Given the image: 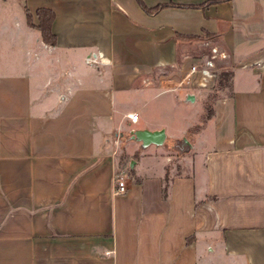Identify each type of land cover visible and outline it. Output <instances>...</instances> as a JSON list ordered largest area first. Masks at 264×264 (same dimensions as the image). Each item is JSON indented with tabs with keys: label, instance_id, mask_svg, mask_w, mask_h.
<instances>
[{
	"label": "crops",
	"instance_id": "1",
	"mask_svg": "<svg viewBox=\"0 0 264 264\" xmlns=\"http://www.w3.org/2000/svg\"><path fill=\"white\" fill-rule=\"evenodd\" d=\"M17 1L22 14H0V264H264V0H143L153 13ZM40 8L55 13L54 45ZM206 43L229 52V85L177 79L192 116L171 135L141 123L167 91L152 73L180 64L185 77ZM139 129L166 139L144 146Z\"/></svg>",
	"mask_w": 264,
	"mask_h": 264
},
{
	"label": "rangeland",
	"instance_id": "2",
	"mask_svg": "<svg viewBox=\"0 0 264 264\" xmlns=\"http://www.w3.org/2000/svg\"><path fill=\"white\" fill-rule=\"evenodd\" d=\"M19 9H20L19 2L17 0H10L8 1L7 4L2 5L0 7V14H11L13 12L14 14H22V6H21V12L19 11ZM204 53H206V49L203 52L199 51L196 57H199ZM185 72H186V68H183L182 65L179 64L177 67L164 68L162 70H157L154 73H152L153 77L151 80H153V82L161 86L162 89H165L167 91L159 95L155 100L153 101L151 100L149 102L148 106L143 110V112H141V120H142L141 123H143L145 120L160 121L163 124H165V126L167 127L168 129L167 135H171L172 133H178L177 129H179L183 125V124L181 125V123H183L181 122V119L185 117V115H187V117H190L193 114V113L191 114V111L187 112V110L183 106H181V104L178 102L177 94L175 92H171V90L175 88L174 86L178 85L174 82L177 79L181 81L182 78H184ZM217 84L218 83H216V87ZM215 89L211 88L210 90H207L206 96L209 97L210 94H212ZM228 91L229 88H226L224 91H221L219 95L222 96L226 94ZM157 92H159V90H150L149 94L157 93ZM205 117H207L206 113L202 114L201 111L197 118L198 121L196 122L197 128H199L200 125H202V123L205 122L204 121L206 119ZM129 138H130L129 132H127L125 135L124 143L127 142ZM122 147H123V143H122ZM123 159H125V157H123Z\"/></svg>",
	"mask_w": 264,
	"mask_h": 264
},
{
	"label": "built area",
	"instance_id": "3",
	"mask_svg": "<svg viewBox=\"0 0 264 264\" xmlns=\"http://www.w3.org/2000/svg\"><path fill=\"white\" fill-rule=\"evenodd\" d=\"M206 46L210 48L209 53L203 54L201 57H198L192 62L180 85L188 80L190 84L200 88H209L214 86V82L218 79L219 73L223 68L220 62L229 59L230 54L218 45L206 43ZM87 63L90 65L97 64L98 61L96 56L89 58ZM128 117L133 122H137L139 120V114L136 112L129 113ZM116 144L119 145V140H116ZM116 152L117 151H115V153ZM126 177L127 174L123 172L117 177L115 182L117 185L115 188L116 193H124L126 191L127 187L124 183Z\"/></svg>",
	"mask_w": 264,
	"mask_h": 264
},
{
	"label": "trees",
	"instance_id": "4",
	"mask_svg": "<svg viewBox=\"0 0 264 264\" xmlns=\"http://www.w3.org/2000/svg\"><path fill=\"white\" fill-rule=\"evenodd\" d=\"M139 4L148 12L153 13L158 11L159 9L162 8V6H157L155 8H148L143 0H138ZM28 14H30L28 12ZM37 16L39 18L40 24L38 26L39 30L41 31L43 40L45 43L49 45H54L56 44V36L52 31V24L53 20L55 18V13L51 9L47 8H40L37 10ZM30 18V17H29ZM232 72L230 71H223L219 74V80L216 89L217 90H222L223 88L227 87L229 85V82L231 80ZM217 95L212 94L210 99H216ZM208 108L211 110L210 105Z\"/></svg>",
	"mask_w": 264,
	"mask_h": 264
},
{
	"label": "water",
	"instance_id": "5",
	"mask_svg": "<svg viewBox=\"0 0 264 264\" xmlns=\"http://www.w3.org/2000/svg\"><path fill=\"white\" fill-rule=\"evenodd\" d=\"M190 100H194V96H190ZM133 138H136L142 141L144 146L150 144L162 145L166 139V133L164 129L160 130H148V129H139L133 132Z\"/></svg>",
	"mask_w": 264,
	"mask_h": 264
}]
</instances>
